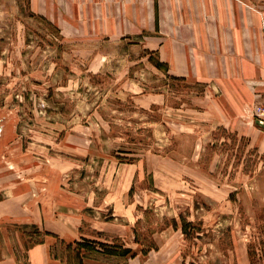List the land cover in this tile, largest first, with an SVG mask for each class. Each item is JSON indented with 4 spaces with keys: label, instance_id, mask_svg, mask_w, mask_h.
<instances>
[{
    "label": "rangeland",
    "instance_id": "rangeland-1",
    "mask_svg": "<svg viewBox=\"0 0 264 264\" xmlns=\"http://www.w3.org/2000/svg\"><path fill=\"white\" fill-rule=\"evenodd\" d=\"M29 2L0 0V199L72 198L96 218L87 240L131 250L125 259L264 264V138L254 129L264 103L246 102L241 126L224 127L212 90L130 41H62ZM180 216L196 235L184 236ZM2 230L20 260L46 234Z\"/></svg>",
    "mask_w": 264,
    "mask_h": 264
},
{
    "label": "crops",
    "instance_id": "crops-1",
    "mask_svg": "<svg viewBox=\"0 0 264 264\" xmlns=\"http://www.w3.org/2000/svg\"><path fill=\"white\" fill-rule=\"evenodd\" d=\"M31 6L62 41H130L156 56L171 76L212 90L224 127L241 126L246 102L264 103V0H30ZM257 147L264 151L262 142ZM15 194L0 199V264H64L51 255L57 239H96L83 231L88 219H96L83 204L34 198L26 190ZM4 225H34L46 234L20 260L9 236H1ZM104 225L111 226L97 222L93 229ZM120 229L127 233L126 226ZM83 264L164 263L147 253L120 262L86 257Z\"/></svg>",
    "mask_w": 264,
    "mask_h": 264
},
{
    "label": "trees",
    "instance_id": "trees-1",
    "mask_svg": "<svg viewBox=\"0 0 264 264\" xmlns=\"http://www.w3.org/2000/svg\"><path fill=\"white\" fill-rule=\"evenodd\" d=\"M158 62L159 60L156 59ZM159 65L163 64L159 62ZM198 208V207H196ZM181 217V216H180ZM173 228H177L175 222H173ZM180 229L186 238H189L191 234L196 235V228L183 216L181 217ZM200 229V228H198ZM37 243V242H34ZM76 247H73L71 243H64V241L57 239L56 244L51 248V255L67 264H83V259L86 257H92L96 259H112L114 261H124L127 256H133L134 254L129 249L119 248L117 246L111 247L107 244H99L105 248L103 250L95 249V242L84 240L82 242H75ZM64 245L65 252L59 250V246ZM84 249V250H83ZM145 252V251H144ZM194 264V263H189Z\"/></svg>",
    "mask_w": 264,
    "mask_h": 264
},
{
    "label": "built area",
    "instance_id": "built-area-1",
    "mask_svg": "<svg viewBox=\"0 0 264 264\" xmlns=\"http://www.w3.org/2000/svg\"><path fill=\"white\" fill-rule=\"evenodd\" d=\"M262 110H264V108H263ZM260 115H261V116H264V111H263L262 113H260ZM257 120H258V121H261V122H264V120L261 119L259 116H258ZM255 124H256V123H255ZM256 125H257V124H256Z\"/></svg>",
    "mask_w": 264,
    "mask_h": 264
},
{
    "label": "water",
    "instance_id": "water-1",
    "mask_svg": "<svg viewBox=\"0 0 264 264\" xmlns=\"http://www.w3.org/2000/svg\"><path fill=\"white\" fill-rule=\"evenodd\" d=\"M255 123H256L258 126H260L261 128L264 129V125H263L262 123H260V121L256 120Z\"/></svg>",
    "mask_w": 264,
    "mask_h": 264
},
{
    "label": "bare ground",
    "instance_id": "bare-ground-1",
    "mask_svg": "<svg viewBox=\"0 0 264 264\" xmlns=\"http://www.w3.org/2000/svg\"><path fill=\"white\" fill-rule=\"evenodd\" d=\"M260 123H262V124L264 125V123H263V122H261V121H260Z\"/></svg>",
    "mask_w": 264,
    "mask_h": 264
}]
</instances>
